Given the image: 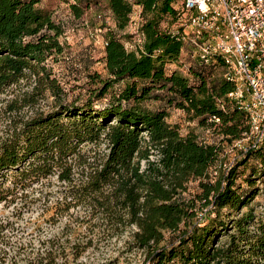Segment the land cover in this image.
I'll return each instance as SVG.
<instances>
[{
    "label": "trees",
    "instance_id": "obj_1",
    "mask_svg": "<svg viewBox=\"0 0 264 264\" xmlns=\"http://www.w3.org/2000/svg\"><path fill=\"white\" fill-rule=\"evenodd\" d=\"M68 1L75 2L76 19L104 2L117 29L108 27L103 41L106 75H88L75 96L77 88L65 89L48 64L65 52V29L53 11L40 0H0V95L27 86L32 90L23 105L54 100L48 111L14 123L0 142V204L56 177L68 185L57 208H87L109 234L134 228L133 246L148 251L151 264H264V206L260 213L252 207L260 194L256 180H264V142L240 150L223 167L221 146L203 144L193 132L181 135L168 123L167 109L150 106L165 102L182 110L232 146L249 131L246 112L228 99L234 87L221 60L204 64L189 46L198 67L189 75L168 70L189 49L184 0L179 9L176 0ZM135 6L140 39L128 47L118 31L129 27ZM177 21L181 29L171 30ZM102 145L107 153L95 156ZM81 160L88 166L82 181L74 178ZM250 161L256 165L244 177L245 191L238 180ZM192 181L198 189L185 199ZM80 246L66 245L60 253L70 250L78 259Z\"/></svg>",
    "mask_w": 264,
    "mask_h": 264
},
{
    "label": "rangeland",
    "instance_id": "obj_2",
    "mask_svg": "<svg viewBox=\"0 0 264 264\" xmlns=\"http://www.w3.org/2000/svg\"><path fill=\"white\" fill-rule=\"evenodd\" d=\"M182 2L183 0H176V8L179 9ZM74 3L68 0H40V6L53 11L56 20L65 29L61 39L65 45V52L63 56L57 57L56 61L50 60L48 64L67 90H73L86 83L88 75L92 73L106 75L103 41L108 27L117 30L113 14L104 2L100 6H92L81 19H76L72 13L70 6ZM138 10L134 7L131 18L138 20ZM103 25H107V28H100ZM166 25L168 23H165ZM181 27L182 21H177L171 30L175 31ZM118 34L128 47L138 43L140 39L137 29L131 25L124 31H118ZM185 47H189V44L185 43ZM192 56L191 47L188 50L184 49L179 64H173L168 70H179L184 75H189L191 67H198V60ZM31 90V87L22 86L0 95V142L13 128L14 123L48 111L53 104V98L47 96L35 105H23V96ZM78 93L77 88L72 95ZM150 106L167 109L168 123L179 127L181 135L186 136L193 132L201 143L221 146L223 167L228 166L240 155V149L236 144L232 146L222 142L220 135L199 127L197 122L189 120L184 111L170 107L165 102H154ZM10 107H13L12 112L9 110ZM93 153L102 157L107 153L105 145ZM150 159L157 161L158 158L152 155ZM87 161L93 163L92 158ZM81 162L82 160L74 169L76 180H83L85 178L83 172L87 171L88 166H81ZM252 165L256 164L250 161L248 165L240 168L243 177L239 178L238 184L242 185L245 191L249 188L244 183V177L249 175ZM146 167V162H142V170ZM263 181L256 180L260 194L252 207H255L257 213H260L264 206ZM187 187L188 190L182 197L191 199L198 189V182L192 181ZM65 189H68V185L60 183L53 177L17 192L15 196H11L9 202L0 204V264H41V259L42 262L45 259L49 261V257L55 261L54 264H151L148 251L133 246L134 228H121L118 234H109L108 227L101 226L102 219L92 216L87 208L74 207L64 213L57 208ZM168 239L169 234L162 245L167 244ZM77 243L81 245L82 253L78 259L75 258L76 253L70 254V250L64 254L60 253L66 245L70 247ZM59 253L61 255L57 256Z\"/></svg>",
    "mask_w": 264,
    "mask_h": 264
},
{
    "label": "built area",
    "instance_id": "obj_3",
    "mask_svg": "<svg viewBox=\"0 0 264 264\" xmlns=\"http://www.w3.org/2000/svg\"><path fill=\"white\" fill-rule=\"evenodd\" d=\"M190 19L185 43L204 64L218 60L233 85L228 99L246 112L249 131L240 150L264 142V0H184ZM138 20L131 27L138 30ZM129 25V26H130ZM219 122V119H216Z\"/></svg>",
    "mask_w": 264,
    "mask_h": 264
},
{
    "label": "crops",
    "instance_id": "obj_4",
    "mask_svg": "<svg viewBox=\"0 0 264 264\" xmlns=\"http://www.w3.org/2000/svg\"><path fill=\"white\" fill-rule=\"evenodd\" d=\"M135 8H138V12L140 11V8L138 6H135ZM103 56H104V46H103Z\"/></svg>",
    "mask_w": 264,
    "mask_h": 264
}]
</instances>
